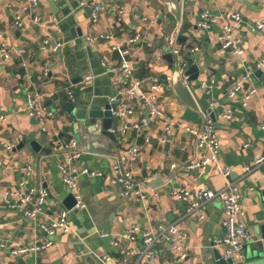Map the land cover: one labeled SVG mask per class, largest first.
<instances>
[{
	"label": "crops",
	"instance_id": "1",
	"mask_svg": "<svg viewBox=\"0 0 264 264\" xmlns=\"http://www.w3.org/2000/svg\"><path fill=\"white\" fill-rule=\"evenodd\" d=\"M41 0L38 6L22 11L24 0H0V264H216L213 248L226 253V248L214 247L216 238L226 234L223 225V205L214 201L208 205L207 218L198 221L186 216V205L170 196L172 189H200L219 191L229 181H236L242 192L244 221L249 238L244 245V264H250L251 243L255 229L264 218V166L252 173L247 168L264 155V66L256 68L264 56V27L256 24L264 20V1L258 0H188L182 23L173 46L181 50L182 78L192 90L206 119L213 120L221 144V162L231 169L226 178L214 166L188 169L187 166L205 154L195 139L182 130L165 136L166 121L149 119L136 130L131 127L142 117H148L142 102L126 98L134 109L129 118L120 119L119 151L141 147L132 164L140 189L144 194L122 195V187L113 181L112 156L84 152L79 167H91L103 172L101 177L81 176L79 188L86 209L73 210L69 217V232L50 235L39 222L27 219L23 210L9 207L10 189L16 188L30 167L28 187H41L49 192L46 216L49 221L58 216L62 204L70 195L62 180L59 163L65 156L57 142L78 140V122L72 113L61 112V95L75 104L76 111L87 106L112 103L116 90L131 81H120L118 74L107 71L105 65L117 67L122 56L113 51L112 43L102 35L113 33L130 51L125 60L131 65L133 78L142 80V90L150 91L151 79L158 77L161 88L158 104L174 119H183L186 107L174 95L170 84L176 70L164 58L176 31L177 21L160 0H100L104 11L97 20L92 18V6L84 0ZM209 12L216 17L211 29L198 26L201 15ZM240 13L242 23L238 32L242 37L243 55L222 49L217 43L230 14ZM21 16L23 27L17 25ZM41 18L34 23L33 18ZM153 19L154 22L144 20ZM135 36L140 43L130 42ZM186 37L181 42L178 37ZM61 43L60 49L43 48V42ZM7 47L11 57L4 58L1 48ZM23 49L22 55L16 51ZM192 49H196L192 52ZM60 52V54H58ZM158 56L161 58L158 59ZM198 66L199 77L188 83L187 71ZM248 70L254 71L250 81L244 79ZM256 71L261 74L255 75ZM87 75L91 79L87 80ZM214 80L211 93L200 88L203 81ZM241 83L243 91L256 93L244 104L243 93L229 98L228 91ZM26 88L39 91L43 104L56 114L45 123L32 119L26 106ZM72 89L71 99L67 90ZM231 108L232 118L220 115ZM208 110L210 112H208ZM93 121H89V124ZM126 124L128 129L120 131ZM201 125V124H200ZM35 143L37 150L31 145ZM163 176L164 185L153 188L150 180ZM182 219L181 228L187 234V258L181 261L166 239L154 246V257L143 254V235L155 232L163 224ZM137 231L134 232V228ZM127 234L134 236L126 237ZM51 242L47 248L42 246ZM41 247L26 254L13 255L14 249Z\"/></svg>",
	"mask_w": 264,
	"mask_h": 264
},
{
	"label": "built area",
	"instance_id": "2",
	"mask_svg": "<svg viewBox=\"0 0 264 264\" xmlns=\"http://www.w3.org/2000/svg\"><path fill=\"white\" fill-rule=\"evenodd\" d=\"M25 6L22 11H27L32 7L38 6L41 0H24ZM264 1V0H258ZM83 6L91 5L92 8V18L97 20L99 15L104 11V6L100 0H84L82 2ZM17 25L20 27L24 26L21 16L16 17ZM229 21L224 25L221 34L217 38V43L225 50H231L236 56L243 55L244 49L242 46V37L238 32V27L242 23L241 14L236 12L230 14ZM148 22H154L153 19H146ZM216 17L211 15L209 12H204L201 15V19L198 26L204 30L211 29L212 25L216 22ZM34 23H40L41 18L35 16L33 18ZM264 27V20L256 24V28L262 29ZM1 38V35H0ZM104 40L112 43V49L118 52L122 56L121 63L115 66L105 65L107 71L114 72L118 74L120 81L126 80L131 81L127 87H120L116 90L112 102L117 103V110L112 111L113 115H116L122 120H125L134 114V109L128 104V101L124 97L138 98L147 112L148 117H142L138 122L131 125L132 128L138 130L142 125H146L149 119H163L166 121L165 125V136L162 141L165 142L167 136L171 135L174 130H182L185 133L191 135L196 142L198 149L205 152L204 156L198 160L192 161L187 168L188 169H204L209 166H214L216 171L228 178L231 175V169L224 166L221 162V144L220 139L216 133V126L210 118L206 119L201 125L185 121L184 119H174L166 115L160 108L158 104V93L161 88V82L158 77H153L151 79L150 91L144 92L142 90V80H136L133 78L132 67L125 60V57L130 54L127 47L124 46L122 40L113 33H108L102 35ZM133 44L140 43L141 37L135 36L130 39ZM44 49H51L52 51H57L61 47L59 42H50L46 39L43 42ZM196 49H192L195 52ZM2 56L4 58H10V50L7 47L1 48ZM25 51L23 49H18L16 51L17 55H22ZM170 53L176 57V69L181 73L183 70V61L181 59V50L179 48H170ZM161 57L158 56V59ZM264 66V56L261 57L256 65L257 69ZM254 71L248 70L245 74L244 79L250 81L254 75ZM183 76V75H182ZM91 75H87V80L91 79ZM189 77L187 76L186 79ZM214 85V80L203 81L200 84V88L204 89L207 93H211ZM26 106L29 116L40 122L45 123L47 120L55 116V112L46 107L43 104V96L37 90H31L26 88ZM239 93H243V102L246 104L250 98L256 93L255 88L243 91V86L241 83L234 85L227 93L229 98H235ZM69 98L74 97V92L72 89L67 90ZM1 112V111H0ZM232 109L228 108L220 116L223 119L230 120L232 118ZM0 118L5 121V116L0 115ZM264 130V123L261 126ZM128 126L124 124L120 131L125 132ZM57 146L60 151L64 153L65 161L59 163V170L62 175L63 183L65 184L66 190L69 194L73 195L76 204L71 210H61L58 216L49 221L42 220L46 216V207L49 199V192L41 187H34L27 185V182L32 174V169L28 167L25 172V176L19 182L16 188L10 189L8 195L10 197L9 207L12 209L23 210L24 215L27 219L39 222L40 227L46 233L50 235H55L58 231L69 232V217L73 210H83L86 209V204L82 199V195L79 188V178L81 176H88L91 178L101 177L103 172L99 169H94L91 167H79L77 162L81 160L84 152L79 148V143L75 138L69 141H59ZM141 152V147L134 146L128 151L120 152L117 156L113 158V164L111 167V172L113 174L114 183L122 187V195H139L143 199L145 198L142 193L140 184L137 180V175L135 170L132 168V164L137 160L139 153ZM264 166V155H261L255 159L254 165L247 168V173H252L257 169ZM1 192V190H0ZM170 196L186 205V216L196 218L198 221H204L207 218L208 205L216 200H220L223 205V225L226 228V234L222 237L216 238L213 246L215 247H225L226 253L224 257L226 259H232L234 264H244V245L249 238L248 229L244 221V207L241 203L242 192L239 184L236 181H229L227 185L219 191L200 189L196 192H191L187 189H172L170 191ZM182 219H178L174 222L160 225L155 232H146L143 235L144 241V251L143 254L147 257H154V246L161 239H166L170 242L171 248L176 253L177 258L184 261L187 258V234L181 228ZM137 231V227L134 228V232ZM126 237L133 238L131 234H127ZM51 245V242L45 243L42 248H47ZM5 243L0 240V248H4ZM41 247H22L19 249H14L12 251L13 255L26 254L32 250H38Z\"/></svg>",
	"mask_w": 264,
	"mask_h": 264
},
{
	"label": "water",
	"instance_id": "3",
	"mask_svg": "<svg viewBox=\"0 0 264 264\" xmlns=\"http://www.w3.org/2000/svg\"><path fill=\"white\" fill-rule=\"evenodd\" d=\"M53 1V0H52ZM51 1V2H52ZM166 9L175 17L177 21V28L171 38L172 48L175 38L177 37L178 29L182 23V16L184 9L190 5L188 0H160ZM186 37L179 36L178 41L183 42ZM60 54V52H58ZM164 58L171 64V68L174 64V57L168 50ZM190 75L187 79L188 83L196 81L199 77L198 66L193 65L186 73ZM261 74V71H256L255 75ZM170 89L174 95L182 102L186 107L183 119L188 122L196 124H202L204 119L197 100L190 89L188 84H184L181 73L176 69L172 78ZM117 110V103H106L102 105H95L93 102L90 109L87 106L79 108L74 111V116L79 120L78 122V143L79 148L86 153L96 155L117 156L119 153V140L120 134L117 131L120 118L113 115L112 111ZM208 112H210L208 110ZM211 119H215L214 114L210 113ZM93 123L89 124V121ZM35 150L37 146L35 143L31 144ZM150 185L153 188H157L164 185L163 176L159 173L154 178L149 179ZM264 200V191L262 193ZM220 201V200H218ZM76 204V200L73 195H68L66 200L62 204V210H71ZM255 237L251 243V256L250 264H264V218L255 229ZM212 254L216 260V264H234L232 259H226L224 254L216 248H213Z\"/></svg>",
	"mask_w": 264,
	"mask_h": 264
},
{
	"label": "trees",
	"instance_id": "4",
	"mask_svg": "<svg viewBox=\"0 0 264 264\" xmlns=\"http://www.w3.org/2000/svg\"><path fill=\"white\" fill-rule=\"evenodd\" d=\"M61 112L62 113H72L75 109V104L71 102L66 95H61Z\"/></svg>",
	"mask_w": 264,
	"mask_h": 264
}]
</instances>
